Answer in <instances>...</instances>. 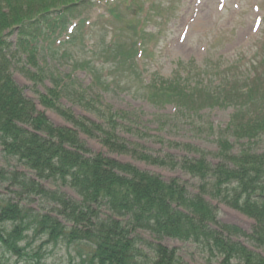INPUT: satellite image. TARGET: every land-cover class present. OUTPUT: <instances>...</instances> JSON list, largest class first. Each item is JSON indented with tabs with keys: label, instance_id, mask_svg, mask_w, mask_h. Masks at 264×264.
<instances>
[{
	"label": "trees",
	"instance_id": "trees-1",
	"mask_svg": "<svg viewBox=\"0 0 264 264\" xmlns=\"http://www.w3.org/2000/svg\"><path fill=\"white\" fill-rule=\"evenodd\" d=\"M55 1L60 2L56 8L19 19L8 33H0V148L6 157L34 174L0 168V185L16 187L23 197H39L53 206L50 212L55 214H40L25 204L0 197V249L27 259L25 240L33 234L45 235L55 244L61 240L84 243L90 251L81 259L82 264H185L176 250L133 235L143 230L158 239L193 243L211 260L220 259L221 264H264V253L248 249L239 240L264 252V44L249 56L208 62L203 68L185 65L172 78L146 85L145 98L151 104L159 108L174 106L175 115L180 119L186 116L189 131L198 135H204L203 129L208 127L209 139L217 145L216 163L198 146L171 140L172 147L200 157L157 156L121 136L152 137L148 125L136 114L114 111L102 100V92L115 89L117 74L118 85L127 90L130 78H139L138 68L131 61V56L136 59L138 53L136 43L135 50L129 52L114 41L106 47V78L98 66H83L93 75L89 87L78 84L70 74L57 75L59 70L52 73L53 87L41 96V103L74 128L52 123L14 81V60L25 57L38 74L39 50L43 51L40 43L55 44L77 22L70 43L75 45L94 9L105 6L108 15L120 18L116 12L119 6L137 13L147 0ZM49 49L57 55V49ZM63 98L95 114L101 122L76 117L60 104ZM214 109L231 111L225 127L216 128L214 122L204 118V111ZM79 132L99 139L112 152L179 170L196 182L195 187L190 189L179 179L166 181L94 152L80 139ZM47 181L57 188L72 189L79 199L48 190L40 183ZM207 198L254 219L251 232L223 223L218 208ZM8 222L13 227L10 232L3 229Z\"/></svg>",
	"mask_w": 264,
	"mask_h": 264
},
{
	"label": "rangeland",
	"instance_id": "rangeland-1",
	"mask_svg": "<svg viewBox=\"0 0 264 264\" xmlns=\"http://www.w3.org/2000/svg\"><path fill=\"white\" fill-rule=\"evenodd\" d=\"M59 5L60 2L55 0H0V33L8 32L19 19L30 18L40 10L54 9ZM116 12L120 14V18L108 15L107 7L99 6L88 14L89 25L83 28L81 34L83 41L78 40L75 47L69 44L71 40H66L60 44L56 56L48 51L49 48L43 53L39 51L38 61L41 66L36 68L40 69L38 74L35 73L37 72L35 68L29 66L26 59L14 60L12 68L14 80L24 90L25 95L35 102L38 110L46 113L54 124L71 127L72 125L64 117L40 103L41 95L52 87L50 80L52 73H57V70H59L57 75L75 72L77 83L88 86L91 82V72L81 68L98 66V69L102 70L101 75L106 77L109 70L104 63L105 51L111 42L124 46L126 52L135 50V43H138V48L139 44H142L144 58L137 61L132 57L133 55L131 56V61L139 68V78L132 76L130 89L127 90L124 86L118 85L120 76L117 74L115 89L103 93V100L114 111L136 114L153 131L152 136L155 137L137 138L121 134L129 143L138 142L158 156L174 154L178 157H200L199 154L169 145L170 140L191 143L198 146L211 161L216 163L217 159L214 156L217 153V145L209 139L208 127L203 129L202 136L189 131L184 121L178 123L176 128L174 126L176 119L172 117L174 108L168 106L158 109L149 104L145 100L148 93L146 85L158 79H169L176 74L182 64L193 63L200 67L209 60L215 62L221 58H233L238 54L246 53L249 56L255 46L264 44V0H149L140 12L136 13L135 10L131 11L123 6H119ZM11 40H14V36ZM30 68L32 69L29 70ZM33 75L36 76L37 81L33 79ZM60 102L64 108L71 109L78 117L99 121L93 113L66 99ZM206 117L215 123L216 128L223 127L220 125L228 123L229 112L216 109L206 112ZM159 123L167 128L164 129ZM80 137L95 152L103 153L123 163L133 164L142 170L161 176L164 180L177 178L190 189L195 187L196 182L181 171L152 165L132 155L111 152L98 139L82 133ZM0 168L7 171L17 170L33 176L32 171L16 160L6 157L1 148ZM42 183L50 190H59L70 198L78 199L76 193L68 187L57 188L50 182ZM0 195L3 201L14 200L24 203L30 208L41 211L38 212L40 214L52 213L50 212L52 205L45 204L40 198L21 196L18 189L12 185H0ZM213 204L217 206L222 222L238 226L245 231L253 229L255 225L253 219L217 201ZM6 227L9 230L13 228L11 224H6ZM134 235L147 242L161 243L170 249H176L178 255L187 264H219L216 260H209L194 244L171 238L157 239L144 231H137ZM28 240L32 260L21 264H80L81 257L90 250L83 244L69 245L65 241L56 244L47 243V239L42 236L35 238L30 235ZM248 245L250 249H254L250 243ZM0 254V261L17 263L15 256Z\"/></svg>",
	"mask_w": 264,
	"mask_h": 264
}]
</instances>
